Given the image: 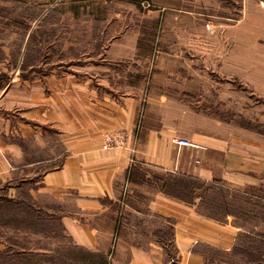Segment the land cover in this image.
Instances as JSON below:
<instances>
[{
  "label": "crops",
  "instance_id": "0c3cea01",
  "mask_svg": "<svg viewBox=\"0 0 264 264\" xmlns=\"http://www.w3.org/2000/svg\"><path fill=\"white\" fill-rule=\"evenodd\" d=\"M96 32L117 39L69 51L62 32L30 27L16 60H0V197L54 217L74 246L105 264H205L206 250L230 251L239 228L203 216L200 199L167 195L156 174L257 186L264 141L199 108L206 82L189 62L145 75L151 65L132 62L137 46L119 39L140 31ZM117 133L124 145L103 150V136ZM174 137L198 147L176 146Z\"/></svg>",
  "mask_w": 264,
  "mask_h": 264
},
{
  "label": "rangeland",
  "instance_id": "374dc122",
  "mask_svg": "<svg viewBox=\"0 0 264 264\" xmlns=\"http://www.w3.org/2000/svg\"><path fill=\"white\" fill-rule=\"evenodd\" d=\"M52 1L0 0V60L8 55L10 60H16L30 27L57 29L62 32L63 48L67 44V50L83 52L107 40L111 45L117 39L101 37L96 32L98 29H135L141 33L137 36L126 33L119 39L126 48L137 46L139 58L132 62L151 65L150 70L144 68L145 75L148 71L154 72L157 64L172 66L189 62L206 82L205 101L198 102L199 108L207 116L251 131L254 140L264 141V67H261L264 65V0H247L246 3L241 0H105L109 6H102L104 0H99L89 8L83 4L65 5L64 0L56 4ZM64 15L66 17H62ZM7 46L14 52L7 54L1 49ZM234 62L247 64V67L232 68ZM221 93L228 100H221ZM195 101L190 100L191 105H196ZM168 175L156 174L165 180ZM260 177L257 186L247 188L216 182L213 194H207L208 199L216 201V208L230 211L225 220L233 226H241L238 234L250 233L249 238L240 237L242 243L264 241V176ZM158 186L161 189L159 179ZM245 194L251 198L250 203L244 201ZM244 210L249 212L248 216L242 215ZM29 223L0 215V248L4 250L15 243L32 241L37 249L49 254L41 264H62L51 253L54 245L44 247L49 239H45L43 232L53 229L59 232V228H48L55 225L44 220L42 227L37 226L31 232L15 230L28 227ZM237 239L235 243L239 242ZM214 257L224 260L223 256ZM225 261L220 264H248L243 256L235 257L230 263Z\"/></svg>",
  "mask_w": 264,
  "mask_h": 264
},
{
  "label": "trees",
  "instance_id": "16d2710c",
  "mask_svg": "<svg viewBox=\"0 0 264 264\" xmlns=\"http://www.w3.org/2000/svg\"><path fill=\"white\" fill-rule=\"evenodd\" d=\"M167 179L160 178L157 179L162 182V191L167 195L179 199L185 203L194 205L196 199H200V204L198 205L199 212L212 220L219 223H227L225 217L230 213L228 210H219L215 207L216 201L207 198V194L211 192L213 194L215 183H205L192 178L179 177L172 174L166 176ZM244 201L246 203L251 202V198L248 194H245ZM208 205V206H207ZM249 212H243V216H248ZM0 215H7L8 220H26L30 222L27 226L23 228H15V230L29 231L34 230L37 226L42 227L44 220H50L56 227L59 228V232L56 229L53 231L43 232L45 239H49L45 242L44 247L49 245H54L51 253L54 257L57 256L59 262L62 264H105L106 262L99 259L98 256L74 246L71 240L64 235L61 227H58V220L54 217L48 218L41 212L37 211L30 203L23 201H13L4 197H0ZM42 221V222H41ZM35 222H40L35 224ZM237 226L236 224H234ZM47 227V226H46ZM241 227V226H237ZM48 228H53L49 227ZM44 229V228H43ZM45 230V229H44ZM245 234H238V239L240 237L249 238V232H244ZM36 243L32 241H22L15 243L14 246H9L7 249L2 250L0 248V263L1 264H41L46 262L47 253L43 250L40 251L39 248L35 247ZM209 250V251H208ZM205 252L206 261L205 264H220L222 262L230 263L235 257L243 256L247 259L248 264H264V241L261 239L257 244L242 243L236 241L235 245L230 251H223L219 249H208ZM50 253V254H51ZM212 253V255L210 254ZM216 256H223L224 260L216 259ZM45 258V259H44ZM53 260L52 257H49Z\"/></svg>",
  "mask_w": 264,
  "mask_h": 264
},
{
  "label": "built area",
  "instance_id": "2783aa9c",
  "mask_svg": "<svg viewBox=\"0 0 264 264\" xmlns=\"http://www.w3.org/2000/svg\"><path fill=\"white\" fill-rule=\"evenodd\" d=\"M124 143H125L124 134L121 133L106 134L103 136L102 139V149L105 151H109L114 148L122 147ZM171 143L179 147H198L196 144L186 139L177 138V137L172 138Z\"/></svg>",
  "mask_w": 264,
  "mask_h": 264
}]
</instances>
